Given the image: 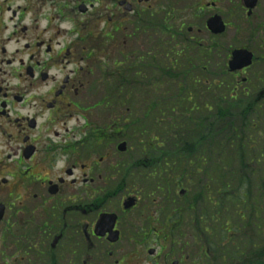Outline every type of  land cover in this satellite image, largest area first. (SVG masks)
<instances>
[{
	"label": "flooded vegetation",
	"instance_id": "af4514ba",
	"mask_svg": "<svg viewBox=\"0 0 264 264\" xmlns=\"http://www.w3.org/2000/svg\"><path fill=\"white\" fill-rule=\"evenodd\" d=\"M242 25L264 43V0H0V264H264V219L217 221L218 181L169 197L168 150L123 119L125 87L163 74L156 51L198 58Z\"/></svg>",
	"mask_w": 264,
	"mask_h": 264
},
{
	"label": "trees",
	"instance_id": "16d2710c",
	"mask_svg": "<svg viewBox=\"0 0 264 264\" xmlns=\"http://www.w3.org/2000/svg\"><path fill=\"white\" fill-rule=\"evenodd\" d=\"M214 65L211 49L205 50L198 60H172L170 89L165 90L164 83L161 87H146L142 117L148 118L146 123H149L154 114V128L169 134L166 141L170 154L168 151L160 156L170 158L172 176H177L175 181L182 182L184 175L188 176L185 180H198L201 174H206L207 179L220 182L217 187L221 209L215 218L217 221L234 216L249 223L246 227L250 224L254 227L257 222L259 228L260 220L264 219V174L258 173L256 167L264 163L261 148L264 146V107L237 100L226 67L221 66L217 83L211 72ZM195 66L205 71L203 90L199 89V75L193 74ZM169 95L170 102L166 103ZM126 102L132 108L131 101ZM159 118L168 120L161 123ZM138 126L135 130L139 133L144 124L140 122ZM213 151L219 152L216 162L211 159ZM205 164L218 168L204 169ZM248 181L260 184H232ZM223 206L235 209L225 211Z\"/></svg>",
	"mask_w": 264,
	"mask_h": 264
},
{
	"label": "rangeland",
	"instance_id": "374dc122",
	"mask_svg": "<svg viewBox=\"0 0 264 264\" xmlns=\"http://www.w3.org/2000/svg\"><path fill=\"white\" fill-rule=\"evenodd\" d=\"M235 32L236 33H235V36L233 39H231V34H229V36L227 35L225 37V40H221L224 43L223 47L226 49H229V50L235 49V48H240V47H246V48L250 49L251 51H253L255 53V55L259 58L258 62L249 70V72L247 74H241L238 77L234 78V81L236 84V89H238L237 100H242V101L246 102V101H248L249 98L251 99V98L255 97L259 93L260 90L264 89V78H263L264 77V43L261 45L248 43L247 42L248 40L246 39V34H245V30H244L243 25H242V27H237ZM204 42H205V44H209L207 37L204 38ZM228 47H230V48H228ZM223 59H224V57L221 55V57H219L218 60H223ZM244 77H248L250 79V84L248 86H245V85L237 86V79L242 80ZM139 99L140 98L137 97L138 103H139ZM261 104L263 105L264 101ZM145 126H146L145 130L147 133L152 132L151 133L152 138L157 137L158 133H160V131H157L158 128H157V130L156 129L151 130V127L153 125L150 122L147 123ZM128 134L130 136H132L135 133H134V131H130ZM261 148L264 149V146ZM217 156H219V152H218V155L213 156V158H211V159L216 162L219 160V157H217ZM140 157H142V156H139V158ZM125 159H127L126 155H125ZM125 159H124V162H126ZM233 166H234L233 169H235V165H233ZM206 167H207V165L205 166V168ZM256 170L258 173L262 172L264 174V163H263V166L262 165L257 166ZM257 175L261 176L260 174H257ZM171 190H172V195L169 192L168 196L173 197V198H177V196L173 192L172 186H171ZM175 193L177 194L178 191L176 190ZM155 196L159 201H161V199L164 196V191L163 190L157 191V194H155Z\"/></svg>",
	"mask_w": 264,
	"mask_h": 264
},
{
	"label": "water",
	"instance_id": "95a60500",
	"mask_svg": "<svg viewBox=\"0 0 264 264\" xmlns=\"http://www.w3.org/2000/svg\"><path fill=\"white\" fill-rule=\"evenodd\" d=\"M209 28L215 34H220L225 31V26L223 25L219 17H214L209 22ZM253 54L247 50H236L233 53V59L229 62V68L231 72H236L244 69L252 64Z\"/></svg>",
	"mask_w": 264,
	"mask_h": 264
}]
</instances>
